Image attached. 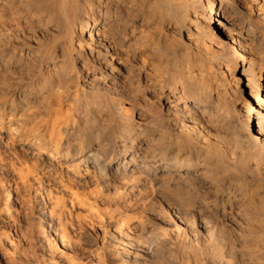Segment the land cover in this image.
<instances>
[{"label": "bare ground", "instance_id": "obj_1", "mask_svg": "<svg viewBox=\"0 0 264 264\" xmlns=\"http://www.w3.org/2000/svg\"><path fill=\"white\" fill-rule=\"evenodd\" d=\"M3 134L0 264H264V0H0Z\"/></svg>", "mask_w": 264, "mask_h": 264}, {"label": "rangeland", "instance_id": "obj_2", "mask_svg": "<svg viewBox=\"0 0 264 264\" xmlns=\"http://www.w3.org/2000/svg\"><path fill=\"white\" fill-rule=\"evenodd\" d=\"M7 134H3L2 135V137H1V140H0V146H1V148H5V147H3V142L5 143L6 142V140H7ZM2 142V143H1ZM18 144H16V148H15V150L14 151H16V152H18L19 151V149H18ZM31 156H33V154H31V153H28V157H31ZM45 157V156H44ZM44 161H47L48 159H47V156L43 159ZM4 188H7V186L5 185V187ZM5 251L4 250H2V249H0V258H1V256L3 255V253H4Z\"/></svg>", "mask_w": 264, "mask_h": 264}]
</instances>
